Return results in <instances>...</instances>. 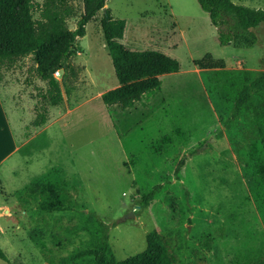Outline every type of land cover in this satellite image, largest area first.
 I'll use <instances>...</instances> for the list:
<instances>
[{"label":"rangeland","instance_id":"rangeland-1","mask_svg":"<svg viewBox=\"0 0 264 264\" xmlns=\"http://www.w3.org/2000/svg\"><path fill=\"white\" fill-rule=\"evenodd\" d=\"M43 1L34 0L35 19ZM69 1L77 15L68 25L75 29L83 1ZM233 1L264 9V0ZM106 8L126 22L121 42L165 52L179 61L180 71L161 76L162 88L133 107L108 108L99 93L119 82L102 10L76 40L71 58L76 76L66 75L63 104L54 108L43 101L48 85L32 57L6 72L8 82L29 88L36 116H49L47 104L55 116L29 146L30 163L21 162L14 174L9 169L14 158L0 166V247L8 259L0 258V264H57L95 246L97 220L111 225V264L143 251L154 229L170 240L178 264H256L264 259V180L256 173L262 145L250 113L225 125L233 111V101L222 94L225 79L215 76L216 69L194 64L211 54L237 72L256 44L222 45L199 0H107ZM253 30L264 62V23ZM56 78L62 80L63 72ZM12 125L16 130L18 124ZM31 126L30 121L25 137ZM255 146L259 157L252 160ZM52 182L72 194L68 209L39 208V189ZM157 184L161 189L142 207V194ZM130 212L135 217L123 220ZM70 264L95 260L86 256Z\"/></svg>","mask_w":264,"mask_h":264},{"label":"trees","instance_id":"trees-1","mask_svg":"<svg viewBox=\"0 0 264 264\" xmlns=\"http://www.w3.org/2000/svg\"><path fill=\"white\" fill-rule=\"evenodd\" d=\"M82 1L83 11L76 28L71 29L68 19L76 16L77 11L69 0H44L38 4V19L33 14L34 0H0V77L4 70H11L23 58L32 57L39 78L48 85L47 91L42 94L43 101L54 106L60 105L63 88L69 93L67 73L70 71L76 76L71 61L76 54V40L86 35L87 24L102 10L104 16L101 26L119 82L118 86L101 94L108 108L115 105L122 109L133 107L144 96L162 88L161 76L180 71L179 61L165 52L131 49L121 42L126 22L112 17L111 10L106 8L107 0ZM199 3L208 12L222 45L248 48L257 44L258 36L253 28L264 23V9L238 4L233 0H199ZM194 64L202 69H216L215 76L225 79L222 94L233 101V111L225 125L230 126L245 112L250 113L251 125L253 123L257 129L264 157V71L242 69L234 72L226 69L224 63L211 54L194 60ZM57 70L63 72L60 81L54 75ZM45 109L47 111L46 106ZM47 117L38 114L35 123L42 125L46 123ZM256 150V146L252 148L250 159L259 157ZM263 157L259 158L263 162L256 166V173L264 180ZM161 187V184H157L142 194L140 205L149 206ZM39 190L41 210L63 211L72 203L70 191L56 182L45 184ZM94 228L97 230L94 247L64 256L57 264H70L86 256H93L95 264H111L108 258L111 225L97 220ZM146 241L147 246L143 251L117 264H178L170 240L158 230L148 232ZM0 258L8 260L1 247ZM256 264H264V259Z\"/></svg>","mask_w":264,"mask_h":264},{"label":"crops","instance_id":"crops-1","mask_svg":"<svg viewBox=\"0 0 264 264\" xmlns=\"http://www.w3.org/2000/svg\"><path fill=\"white\" fill-rule=\"evenodd\" d=\"M259 44L260 41L252 48L254 52L252 51L251 55H249L251 59L248 60L245 69L254 72L264 71V62L261 61V56L257 54V51L260 49ZM7 71L8 70H4L0 77V166H3L6 161L14 158L10 162L12 164L9 167V169L14 174L17 168H19L21 162L24 161L25 164L31 162L29 158L30 154L28 153L30 148L29 146L33 143L35 139L44 136L47 130L51 128V125L54 122L53 118L55 115L53 113V110L48 107L47 104L46 107L47 109H49V116L47 117L46 123L41 126L35 125V120L37 119V116L35 114L36 111L34 110L35 100L30 98L29 88L26 89L27 91L24 90L25 84L23 82L19 83L16 80V82L14 80L8 82L9 76L8 73H6ZM60 74L61 70H59V75ZM102 93L103 92H100L99 95L101 96ZM65 94L66 92L63 88V101L61 104L66 101ZM54 108H56V106ZM30 121L32 124V129L30 131L31 134L25 137V127L26 125H29ZM13 122L18 124L16 130L13 129ZM39 128L42 129L37 130ZM27 174L32 177L33 172H28ZM20 177L21 179H25L24 176ZM34 181L35 180L29 182Z\"/></svg>","mask_w":264,"mask_h":264},{"label":"water","instance_id":"water-1","mask_svg":"<svg viewBox=\"0 0 264 264\" xmlns=\"http://www.w3.org/2000/svg\"><path fill=\"white\" fill-rule=\"evenodd\" d=\"M130 217H135L134 212H130L129 214H126V215L124 216L123 220H126V219H128V218H130Z\"/></svg>","mask_w":264,"mask_h":264},{"label":"built area","instance_id":"built-area-1","mask_svg":"<svg viewBox=\"0 0 264 264\" xmlns=\"http://www.w3.org/2000/svg\"><path fill=\"white\" fill-rule=\"evenodd\" d=\"M54 75L55 76L59 75V70L55 71Z\"/></svg>","mask_w":264,"mask_h":264}]
</instances>
